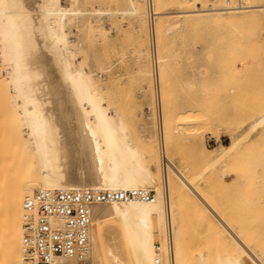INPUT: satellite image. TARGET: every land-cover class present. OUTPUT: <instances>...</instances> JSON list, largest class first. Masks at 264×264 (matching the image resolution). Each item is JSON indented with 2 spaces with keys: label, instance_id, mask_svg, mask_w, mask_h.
<instances>
[{
  "label": "bare ground",
  "instance_id": "obj_1",
  "mask_svg": "<svg viewBox=\"0 0 264 264\" xmlns=\"http://www.w3.org/2000/svg\"><path fill=\"white\" fill-rule=\"evenodd\" d=\"M67 1L64 6L63 0H0V264H21L25 199L38 190L78 189L154 193L153 202L91 204L89 264H264V250L251 247L176 167L167 154L165 128L164 143L159 137L158 147L146 146L135 124L105 93L106 77L100 73H109L110 65L92 67L83 41L71 39L74 30L86 31L93 23L107 32L99 22L103 18L113 23L116 18L138 20L148 15L152 26L158 16L155 0H127L126 7L123 3L95 9L88 8L89 0ZM213 1L206 7L172 11L164 27L166 36L185 32L188 17L204 20L225 14L230 30L226 38L231 43L224 54L222 79L224 83H258V66L264 72V59L258 62L254 29L239 22L258 19V12L264 15V3ZM140 2L145 9L139 8ZM154 28L151 51L143 53L151 59L155 84V70L160 83L168 68L174 70L175 54L171 44L162 51ZM260 122L264 125V114ZM236 130L228 127L227 145L209 148L203 140L198 142L200 158L212 169L206 172L207 182L218 188L229 184L230 172H214L249 156L245 152L258 132V114L241 131ZM263 161L264 157L256 162L264 169ZM172 176L215 219L224 246L205 245L193 258H186Z\"/></svg>",
  "mask_w": 264,
  "mask_h": 264
},
{
  "label": "rangeland",
  "instance_id": "obj_2",
  "mask_svg": "<svg viewBox=\"0 0 264 264\" xmlns=\"http://www.w3.org/2000/svg\"><path fill=\"white\" fill-rule=\"evenodd\" d=\"M66 1L63 0L64 6L69 4ZM220 1V4L229 2ZM213 2L155 0L158 16L156 24L152 26L146 14L148 18L144 15L138 20L116 18L113 23L103 18L99 22L104 24L107 32L100 31L93 23V27L81 31L83 33L74 30L71 39L83 41L92 67L110 65L106 67L111 69L109 73H100L106 77L105 93L110 97V103L123 110L124 118L135 124L134 130L139 138L144 139L146 146L158 147L159 129L153 106L155 84L150 74L152 65L149 56L143 53L151 51V37L156 33L153 25H156L157 41L162 51L171 44L175 54L171 63L174 70L170 72L165 67L167 72L160 83L167 154L174 160L176 167L183 170L200 189L202 196L214 206L213 209L218 210L222 218L243 234L251 247L253 245V248L264 250V187L261 185L264 180L259 184L264 177V169L256 162L257 158L259 161L264 157V125L260 122L264 114V72L258 66V83H224V54L231 43V38H226L230 37V30L225 14L220 18L204 20L188 17L185 32L170 37L164 32L172 11L197 9ZM123 3L125 7L128 4L127 0H89L88 8H114ZM258 3H264V0H258ZM140 4L142 2L138 3L139 8L145 9ZM239 24L250 30L252 28V31L254 29V41L258 43V62L264 59V15L258 12V19L243 20ZM182 34L186 35L183 39L179 37ZM182 45L187 47L183 48ZM137 68L141 71L137 72ZM139 88H145L146 91L140 93ZM256 114L258 132L253 136V148L250 145L245 152L249 156L240 157L224 170L219 168L214 172H230L227 179L229 184L218 188L212 182H207L206 172L212 169L200 158L198 142L203 140L209 148L227 145L230 143L228 127L239 129L236 130L239 132ZM140 125L142 128H139ZM148 138L151 140L148 141ZM155 170L159 168L155 167ZM170 183L180 208V228L186 258H193L195 252L205 245L211 249L224 246L226 241L220 227L212 215L206 213L201 202L184 190L176 177L172 176Z\"/></svg>",
  "mask_w": 264,
  "mask_h": 264
},
{
  "label": "built area",
  "instance_id": "obj_3",
  "mask_svg": "<svg viewBox=\"0 0 264 264\" xmlns=\"http://www.w3.org/2000/svg\"><path fill=\"white\" fill-rule=\"evenodd\" d=\"M154 81V108L160 142L164 143L163 105L156 70ZM127 200L153 202L154 193L146 190L102 192L93 189L36 191L23 202L21 264H89L91 204Z\"/></svg>",
  "mask_w": 264,
  "mask_h": 264
}]
</instances>
